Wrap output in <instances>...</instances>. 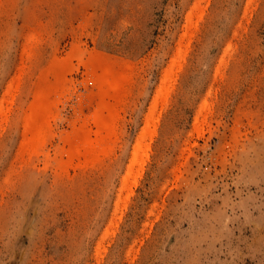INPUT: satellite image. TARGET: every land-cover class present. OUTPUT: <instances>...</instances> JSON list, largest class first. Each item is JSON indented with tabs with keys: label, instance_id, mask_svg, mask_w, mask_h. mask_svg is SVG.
<instances>
[{
	"label": "rangeland",
	"instance_id": "rangeland-1",
	"mask_svg": "<svg viewBox=\"0 0 264 264\" xmlns=\"http://www.w3.org/2000/svg\"><path fill=\"white\" fill-rule=\"evenodd\" d=\"M0 264H264V0H0Z\"/></svg>",
	"mask_w": 264,
	"mask_h": 264
}]
</instances>
